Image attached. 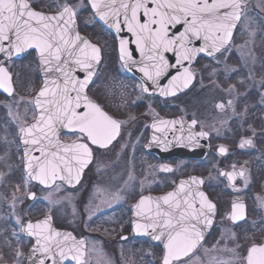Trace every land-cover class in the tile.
Segmentation results:
<instances>
[{"label": "flooded vegetation", "instance_id": "obj_1", "mask_svg": "<svg viewBox=\"0 0 264 264\" xmlns=\"http://www.w3.org/2000/svg\"><path fill=\"white\" fill-rule=\"evenodd\" d=\"M261 2L241 0L240 21L229 44L216 54H203L196 60L191 66L193 79L189 86L175 95L162 96L159 92L141 90L142 80L123 66L117 39L97 21L88 0H30L35 9L45 12H57L58 5L64 3L76 9L79 30L101 50V62L87 87V95L121 122L119 134L107 147L89 144L92 158L78 185L71 187L57 181L47 188L31 181L35 187L48 191L60 188L68 194L72 208L79 215L71 225H59L55 212L48 213L57 229L67 230L75 238L71 243L77 247L78 254L73 253L63 264H81V261L83 264H163L166 241L162 237L155 239L153 229L144 227L148 221L143 215H136L135 206L142 196L163 195L190 177L202 181L203 191L216 207L212 224L198 225L200 231L203 229V239L179 264H244L247 249L264 243V69L249 74L240 58L243 52L240 43L246 38L240 35V29L247 25V31H264ZM85 18H91L93 23L84 22ZM247 37L249 48L251 38ZM108 53H114L116 66L111 75H103ZM0 66L11 74L13 86L11 94L0 89V139L10 136L20 143L24 170L20 129L36 119L33 101L43 82L39 55L36 49L21 57L0 55ZM27 70L40 76V83L29 101L15 104L18 79ZM220 104L224 107H218ZM193 119L195 125L191 123ZM160 120L181 123L161 125L157 123ZM200 132L206 135H194ZM60 137L65 142L76 141L70 131ZM168 138L179 141L178 150L170 153L166 150ZM242 140L252 143L241 148ZM221 147L226 151L221 152ZM131 163L138 173L132 182L129 178L124 181L119 176L125 174V165ZM241 170L243 176L222 175ZM130 173L132 176V170ZM128 184L136 186V191L121 201ZM30 197L34 199L35 193ZM195 200L199 207L200 199ZM32 203L30 209L38 202ZM234 203L243 204V215L237 219L232 218ZM22 206L29 209L25 204ZM40 218L28 215L21 224L20 234L26 221ZM137 224L142 227L138 229ZM228 236L231 237L228 245H233L231 251L226 243ZM22 237L30 240L27 263L34 240ZM235 238L240 240L238 245ZM247 238L255 240L249 243ZM171 264L178 262L173 260Z\"/></svg>", "mask_w": 264, "mask_h": 264}, {"label": "snow or ice", "instance_id": "obj_2", "mask_svg": "<svg viewBox=\"0 0 264 264\" xmlns=\"http://www.w3.org/2000/svg\"><path fill=\"white\" fill-rule=\"evenodd\" d=\"M90 6L94 15L117 34L124 30L131 34V41L120 39V59L124 65L139 67L143 74V92L154 87L162 96L175 95L191 83L190 66L199 54L206 52L211 56L229 42L241 8L239 0H90ZM76 16V9L69 3L58 5L56 14L48 15L35 11L30 0H0V53L11 58L14 53L34 48L45 66L44 87L33 101L37 110L35 123L20 129L24 144H31L40 152V156L32 157L28 163L31 170L28 175L45 185L56 179L71 183L73 168L78 176L92 158L89 144L107 147L119 134L121 125L87 95L86 89L100 63L101 50L79 34ZM198 42H201L199 46ZM130 43L139 52V60L133 57L128 47ZM77 71L84 74L83 79L76 75ZM49 72L52 77L47 76ZM165 78H168L167 84L162 86ZM0 89L9 94L13 92L11 74L3 66H0ZM157 123L171 125L181 121ZM191 123L197 122L193 119ZM62 128L73 133L76 141L61 143ZM194 135L205 136L206 133ZM251 143V140H242L240 147ZM220 151L226 149L221 147ZM237 174L243 176L244 173L242 170L222 173L230 178ZM200 183L202 181L192 177L181 181L178 191L156 198L142 196L135 206L136 215H143L148 221L144 227L153 229L154 238L164 237L167 241L163 264H171L173 260L179 264L202 239L198 225L211 223L216 206L202 192H197L200 197L197 207L191 190L184 192L185 185ZM233 209V219L243 215L242 203H234ZM136 227L142 226L137 224ZM27 229L30 235L37 236L33 254L44 253L51 264H60L67 258L56 237L66 239L71 234L51 229L50 217L36 224L29 222ZM34 229L38 231L33 232ZM73 259L78 257L73 256ZM39 264H44V260H39ZM244 264H264V244L251 245Z\"/></svg>", "mask_w": 264, "mask_h": 264}, {"label": "rangeland", "instance_id": "obj_3", "mask_svg": "<svg viewBox=\"0 0 264 264\" xmlns=\"http://www.w3.org/2000/svg\"><path fill=\"white\" fill-rule=\"evenodd\" d=\"M262 1L261 4L264 3V0ZM76 7L81 9L78 3H76ZM255 16L259 15L255 13ZM84 22L93 23L91 18H85ZM245 27L249 26L244 25L240 29V35H246L247 39H249L247 37L249 35L251 42L249 48L246 38L245 41L243 39L242 44L240 43L243 49L240 58L245 64V70L249 71L250 74L252 71L264 69V31L261 29L247 31ZM100 35V37L104 38L103 34L100 33ZM113 54L108 53L107 55L108 58H106L103 75H108L109 73L111 75L115 69L116 58ZM219 60H222V58ZM38 83H40V76L33 74L32 71L27 70L21 73L18 79L19 92L17 93V98L14 97V103L29 101L32 93L36 91ZM26 104H24L23 108H26ZM2 139H0V264H25L30 240L22 237L20 227L28 215L41 216L43 218L50 211H53L57 216L59 225H71L74 218H78L79 215L72 208L68 194L60 188H55V191H48L35 187L22 168L20 143L10 138V136L4 140ZM135 167L133 163L130 165L126 164L124 167L125 174L119 177L124 181L129 178L130 182H132L138 173ZM130 170H132V176ZM127 187L128 189L120 196L121 201L127 200L136 191V186L133 184H128ZM31 193H35L34 199L30 197ZM65 196L66 199H64ZM32 202L38 203L30 209ZM23 204L29 209L25 210L22 206ZM230 238L229 236L227 237L226 243L231 251L233 245H228ZM252 240L255 239H246L249 243ZM238 241L240 242L239 239H234L237 245ZM230 253L231 255L234 254L233 252Z\"/></svg>", "mask_w": 264, "mask_h": 264}, {"label": "water", "instance_id": "obj_4", "mask_svg": "<svg viewBox=\"0 0 264 264\" xmlns=\"http://www.w3.org/2000/svg\"><path fill=\"white\" fill-rule=\"evenodd\" d=\"M89 1V3H90V0H88ZM239 3L242 5V3H241V0H239ZM33 7V6H32ZM33 9L35 10V11H38V12H43V13H45V14H48V15H54V14H56V12H44V11H40V10H37V9H35L34 7H33ZM93 10V9H92ZM93 12H94V10H93ZM96 16V15H95ZM97 17V19H98V21L105 27V28H107L110 32H112V34L115 36V38L117 39V42H118V50L120 49V39H127V40H129V41H131L132 39H133V37L131 36V34L130 33H128L126 30H124V31H121L119 34H117L116 33V31H115V29L114 28H112V27H109V25L108 24H106L104 21H102L98 16H96ZM240 17H241V8H240ZM240 21V19L239 20H237V21H235V27L232 29V35H231V37L233 36V33H234V30H235V28H236V26H237V24H238V22ZM76 23H77V19H76ZM77 26H78V23H77ZM123 27V26H122ZM182 30V29H181ZM78 31H79V34L82 36V37H85V38H87L92 44H94L89 38H88V36L87 35H85V34H83L82 32H80V30H79V27H78ZM231 37H230V39H229V42H230V40H231ZM229 42L226 44V45H224V47H226L228 44H229ZM5 43H7V42H5ZM201 42H198V45L197 46H199V44H200ZM94 45H96V44H94ZM97 46V45H96ZM128 47L130 48V49H132V55H133V57L136 59V60H139L140 59V54H139V52L138 51H136L135 50V45L134 44H132V43H130L129 45H128ZM224 47H222L220 50H222ZM32 49H34V48H29V49H25L24 51H22V52H20V53H14L13 54V56L11 57V58H14V57H21V56H23V55H25L27 52H29L30 50H32ZM37 50V49H36ZM219 50V51H220ZM219 51H216V52H214L213 54H216L217 52H219ZM37 52H38V55H39V51L37 50ZM203 54H205V55H207V56H209L206 52L205 53H201V54H199L193 61H192V63H191V66L196 62V60L201 56V55H203ZM0 55H3V56H5L3 53H0ZM172 54L170 53L169 54V56H171ZM100 56H101V52H100ZM119 56H120V50H119ZM121 60V59H120ZM39 62H40V67H41V75H42V79H43V83H42V85H41V87H40V89H39V91L44 87V82H45V73H44V65L41 63V60H40V56H39ZM100 62H101V59H100ZM122 62V61H121ZM173 62H174V60H173ZM123 64V63H122ZM98 66H99V64L96 66V70H97V68H98ZM123 66L128 70V71H130V72H132L133 74H135L139 79H141L142 80V76H143V74L139 71V67L138 66H132L131 64H128V65H124L123 64ZM191 66H190V71H191ZM173 74H174V72H173ZM52 73L51 72H49L48 74H47V76L48 77H52ZM76 75L77 76H79L81 79H83V76H84V74L82 73V72H79V71H77V73H76ZM167 80H168V78H165V79H163L162 81H161V85L163 86V85H166L167 84ZM149 83V85H150V82H148ZM189 86V85H188ZM149 90L150 91H152V92H159L157 89H155L154 87H150L149 88ZM39 91L37 92V94L35 95V98L37 97V95H38V93H39ZM86 92H87V89H86ZM104 111V110H103ZM105 112V111H104ZM32 123H35V120H33L31 123H29L25 128H27L30 124H32ZM64 132H69V130L68 129H64V128H62V129H60V136H61V134H63ZM59 136V138H60V141H61V143H64V144H70L71 142H65V141H63L62 139H61V137ZM23 140H24V134L23 133H21V144H22V148H23V153H24V167H25V170H26V172H27V174L31 171L29 168H28V163L30 162V160H31V158L32 157H38V156H40V152L39 151H36L34 148H33V146L31 145V144H29V145H25L24 144V142H23ZM179 143V141L178 140H171V139H166L165 140V145H166V150L170 153V152H173V151H175V150H178V147H177V144ZM186 143V142H185ZM184 143V144H185ZM190 144H191V142H190ZM200 145H203V143L202 142H200ZM26 149H28L29 151H27L26 152ZM30 153V154H29ZM32 163L34 164L35 163V161H32ZM88 166V163H87V165L85 166V167H83V169L80 171V173H79V175L77 176V174H76V169L75 168H73V171H72V174H71V183L68 181V180H60V179H56L55 180V182L54 183H49V184H47V185H45V184H41L40 183V181L39 180H37V179H34L33 177H31V176H29L30 178H31V180L33 181V182H35V183H38V184H40V185H42V186H44V187H51V186H53L57 181H61V182H63V183H65V184H67L68 186H71V187H74V186H76V185H78L79 183H80V181L82 180V178H83V174H84V171H85V169H86V167ZM192 177H190V178H186V179H183V180H181V181H189L190 179H191ZM181 181H180V183H181ZM180 183H179V185L176 187V188H174V189H172V190H169V191H167L165 194H163V195H160V196H154L155 198L156 197H163V196H165V195H167L169 192H175V191H178L179 190V187H180ZM191 190V192H192V196L193 197H195V199H200V197L198 196V195H196V193L197 192H202L206 197H207V199H208V196H207V194L203 191V189H202V184L200 183V184H192V185H185V189H184V192H189ZM184 192H182L181 193V196H183L184 195ZM32 197H33V195H31ZM147 197V196H146ZM165 207H167L166 205H164ZM48 217H50L49 215H47V216H45V217H43V218H40V219H38V220H35V221H26L25 222V224L22 226V228H21V233H22V235L23 236H26V237H31V238H33V240H34V243H33V245H32V247L30 248V250H29V252H28V257H27V263L26 264H39V260H41V259H43L44 260V264H51V260L50 259H45V254L44 253H41V252H38V253H35V254H33V248L34 247H36L37 245H36V240H37V236L36 235H30L29 234V230L27 229V225H28V223L29 222H31L32 224H36L38 221H43V220H45L46 218H48ZM211 218V223L210 224H212V221H213V215H212V217H210ZM50 228L51 229H54L55 231H57V232H61V233H70L69 231H67V230H61V229H57L55 226H54V224H53V222H52V219H51V217H50ZM33 232H35V231H38V230H32ZM201 231H203V229L201 228ZM203 235H202V239H203V237H204V233H202ZM72 234H71V236L70 237H68V238H64V237H56V239L57 240H60L61 241V243H62V246H63V250H64V252L66 253V259H64L63 261H61L60 262V264H63L64 262H66L67 260H68V258L73 254V253H76V254H78L77 253V251H76V248L77 247H74L73 246V244L71 243V240L72 239H75V238H72ZM162 238H164V237H162ZM201 239V240H202ZM163 240H165V239H163ZM200 240V241H201ZM166 241V240H165ZM167 242V241H166ZM264 244V243H263ZM57 259L59 260V252L57 251Z\"/></svg>", "mask_w": 264, "mask_h": 264}]
</instances>
